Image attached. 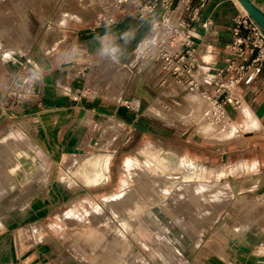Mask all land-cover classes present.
I'll return each mask as SVG.
<instances>
[{
	"label": "rangeland",
	"instance_id": "obj_1",
	"mask_svg": "<svg viewBox=\"0 0 264 264\" xmlns=\"http://www.w3.org/2000/svg\"><path fill=\"white\" fill-rule=\"evenodd\" d=\"M114 1L0 0V264H253L247 251L245 258L232 248L249 242L237 230V215L248 223L253 211L264 213V192H244L251 189L245 182L249 120L236 125L217 117L220 110L204 94L185 91L176 100L155 96L148 87L152 79L143 71L131 75L136 85L128 84L123 97H117L129 74L125 68L116 72L118 63L97 57L87 41L95 36L87 34L91 27L114 11L109 9ZM79 33L81 42L75 39ZM58 47L62 59L75 66L67 74H51L45 67V88L63 97H93L103 94V83L109 81L114 94L106 98L128 109L136 107L132 95L147 99L124 140L125 134L115 139L123 126L105 118L83 137L89 152L68 149L74 157L70 163L52 160L43 151L35 134L42 113L30 105L42 97L38 88L45 72L39 59L54 55ZM199 53L206 56L208 50ZM145 54L153 61V54ZM79 59L87 67L82 79ZM70 78L76 86L69 90ZM80 82L86 87L78 92ZM205 104L203 117L213 110L224 125L200 119ZM191 134L209 145L226 146V171L217 172L213 164L207 176L198 177L203 182L186 181L185 167L197 169L184 159ZM238 143L241 151L233 152ZM112 155L124 170L112 171L115 181L101 186L97 183L107 179ZM15 161L19 164L11 170Z\"/></svg>",
	"mask_w": 264,
	"mask_h": 264
},
{
	"label": "crops",
	"instance_id": "obj_2",
	"mask_svg": "<svg viewBox=\"0 0 264 264\" xmlns=\"http://www.w3.org/2000/svg\"><path fill=\"white\" fill-rule=\"evenodd\" d=\"M130 1L131 0L127 3L118 5L115 1L114 3H111L109 9L114 11L108 13L107 17L102 19V22L95 23V26L90 29L92 32L87 33L95 35L87 41L89 43V48L94 49L97 57L102 56L100 53L102 39L109 45L114 44L119 48L118 60L116 61L119 69L115 71L120 73L124 71L123 68H125V72L129 75L120 86L118 85L122 90L117 97L121 96L120 99L123 97L128 84H131V88L134 84L136 85V82L131 81L134 80L131 79V75L143 71L147 77L152 79L150 82L151 85L149 84L148 87L151 88L153 95L164 97L167 100H176L178 94L185 91L188 93L204 94L208 96V99L211 100L213 106V99L215 97L214 85L217 79L220 77L222 78V76L218 75L214 69L223 65V59L229 51L228 44L231 40L233 18L239 12L243 11L239 7L237 0H207L205 5L195 13L193 21L194 29L190 32V41L197 47V53L199 56H202L204 59H199V68L193 74V78L199 83L197 87L193 89H190L187 86V77L176 79L171 76L164 70L161 60L156 59L155 56L152 57L153 61L147 59L148 57L145 52L155 55V46L149 47V45V49H143L141 53L137 52L136 47L140 40L143 38H150L154 35L155 31L151 29L149 24L141 23L136 19L135 7ZM253 1L264 10V0ZM185 2L186 0H181L177 8L169 15V23H172L179 18ZM196 3L197 1L192 2L193 5H196ZM116 11L120 13H116ZM192 13L193 10L191 9L183 12L182 16L184 15V17L188 19ZM81 37L82 36L79 33L75 36V39H77L78 42H81ZM59 48L60 47H58L57 52L54 55L44 56L43 60L39 59L40 68L42 69V72H45L38 88V91L42 93V97L36 100L32 99L30 105L34 106L32 110H38L42 113L40 117L41 126L35 131V134L38 141L42 143V146L45 149L43 151L52 160L59 161L66 159V162L70 163L74 157L70 156L72 153L69 152L68 149L75 148L79 151V154L89 152L84 144L83 137L88 134L90 128H93L105 118H112L123 126L122 128L124 129L120 130V135L115 139L119 138L121 135L124 136L125 134L122 139L124 140L129 134L128 130L125 129L130 127L129 130H131V127L135 125V122L139 120V117L141 116L139 113V107L142 100L147 101V99L132 95L131 101H133V104L136 107L128 109L123 103L114 102L113 100L106 98V96L109 95L111 97V95L114 94L112 93L113 89L111 90L110 88L109 81L103 83L104 93H96L93 97H87L84 95H81L80 97H63L62 95H58L55 89L45 88L44 80L48 77V75H45L48 73V71H45V67H48L51 74L57 73L58 71L67 74L69 68H74L75 66L73 63L69 65V58L62 59L63 52L59 51ZM202 50H208L206 56L199 53ZM77 62V64H79L77 76L79 79H82L83 73L87 67L82 66L83 63L81 64L84 60L79 59ZM36 64L37 63L33 64L32 67L38 70ZM109 73H111L110 70L105 71V74ZM84 84H86L85 81ZM68 86H70L69 90L72 89V86H76L75 79L70 78L68 80ZM85 87L86 86H82V83L80 82L77 91L80 92ZM109 90L111 93H109ZM233 97L238 99V104H225L222 106L223 116L220 115L217 117L227 118L229 123L234 122L235 124L236 121H239L240 124H242L249 120L250 125L248 127L249 131L247 132L248 171L245 174V177H247L245 182L251 189H247L244 192H249L250 194L255 192L263 193L264 67L252 83L248 85H238V87L233 90ZM152 98L154 99L155 97ZM205 106L206 104L199 112L200 119L202 120H206L205 118H202V112L206 111ZM226 106L227 108H225ZM159 113L160 111L153 108V114L157 115ZM211 114L212 116H215L213 110ZM158 116L160 117V115ZM68 122L70 124L66 131H64L65 123ZM70 131L72 132L71 137L69 136ZM60 132L62 135H60ZM157 135H161V131L158 130ZM197 138L198 137H194V135L191 134L186 140L187 145H185L183 149L185 161L197 166L195 171H190L187 167L184 169L186 181L190 182H203V179L201 178L198 180V177H203V175L207 176L209 171L214 167L219 173L222 172V168L224 171L227 170V168L224 167V155L227 150V148H225L226 146L224 144L209 145L199 141ZM232 151L240 152V143L233 144ZM114 160L115 158L112 155L107 164V179L103 181L104 183L98 182L97 184L102 183L101 186H106L111 182L113 183L115 180L112 171L115 169L119 170V173L122 174V171L124 170L123 163L121 162L120 165H115ZM235 161L236 160L234 159L232 163H235ZM213 164L215 165L214 167H212ZM198 166H200V168ZM237 178L239 179L240 175L237 176ZM239 194L240 193L236 192L235 197ZM250 194L248 195L250 196ZM233 201L232 206L235 205L236 199L234 198ZM224 213L225 210L222 211L223 215ZM237 216V218H239L237 230L243 236L248 235L249 242L245 243L246 241H243L244 243H242V241H239V243H233L232 248L234 253L239 254V256L244 255L246 258L244 251H247V256L250 257V260L252 259L251 263L258 264V262H264V213L257 210L253 211L248 217V223H244L241 220L242 214Z\"/></svg>",
	"mask_w": 264,
	"mask_h": 264
},
{
	"label": "built area",
	"instance_id": "obj_3",
	"mask_svg": "<svg viewBox=\"0 0 264 264\" xmlns=\"http://www.w3.org/2000/svg\"><path fill=\"white\" fill-rule=\"evenodd\" d=\"M180 1H130L135 7L136 19L141 23L149 24L155 31L150 38L140 40L136 50L141 53L143 49L155 46L154 56L161 60L164 70L178 79L187 77L186 84L190 89H193L199 84L193 78V74L199 68V59L203 60L204 58L199 56L197 47L190 41V32L194 29L193 21L196 11L201 9L207 0H186V5L176 22H167L169 15ZM193 1H197L196 5L192 4ZM115 2L118 5L127 3L129 0H116ZM191 9L193 13L188 19L182 16L183 12ZM160 28L163 29V32L158 35ZM169 44H174V47L171 48ZM228 49V54L223 59V65L214 69L222 78L220 77L215 82L213 104L220 110L219 113L222 116V106L238 104V99L233 97V90L238 85L252 83L264 67V30L247 12L241 11L234 16Z\"/></svg>",
	"mask_w": 264,
	"mask_h": 264
},
{
	"label": "water",
	"instance_id": "obj_4",
	"mask_svg": "<svg viewBox=\"0 0 264 264\" xmlns=\"http://www.w3.org/2000/svg\"><path fill=\"white\" fill-rule=\"evenodd\" d=\"M244 7L247 13L258 23V25L264 30V10L258 6L253 0H238ZM258 264H264V262H258Z\"/></svg>",
	"mask_w": 264,
	"mask_h": 264
},
{
	"label": "bare ground",
	"instance_id": "obj_5",
	"mask_svg": "<svg viewBox=\"0 0 264 264\" xmlns=\"http://www.w3.org/2000/svg\"><path fill=\"white\" fill-rule=\"evenodd\" d=\"M179 3H180V2H179ZM179 3H178V4H179ZM237 3H238V5H239V7H240L244 12H247V11L244 9V7L240 4V2H239L238 0H237ZM177 6H178V5H177ZM176 8H177V7H176ZM176 8H175V9H176ZM16 49H17V48H16ZM3 51H5V50H3ZM9 51H10V50H9ZM203 101H204V100H203ZM207 105H208V104H206V106H207ZM156 110H157V109H156ZM219 112H220V111H219ZM205 114L207 115V112L204 113V114H202V115L204 116ZM214 114H215V113H214ZM157 115L162 116V115H161V112H160L159 114H157ZM202 115H201V116H202ZM211 115H212V114H211ZM199 116H200V115H199ZM203 116H202V118H205V119H206L205 121H207L209 124L212 123V124L221 125V123H222V125H224L223 122H220L219 119H216L214 116H207V117H206V116L203 117ZM215 116H216V115H215ZM217 116H220V114L217 115ZM221 116H222V115H221ZM196 117H197V116H196ZM249 118H250V117H249ZM196 119H197V118H196ZM199 121H200V119H199ZM198 124H199V123H198ZM199 126H201V125H199ZM225 127H226V125H225ZM234 128H235V127H234ZM226 129L228 130V128H226ZM231 130H232V129H231ZM231 130H228V131H231ZM232 132H233V131H232ZM9 133H10V131H9ZM6 140H7V138H6ZM21 145H22V144H21ZM25 145H26V144H25ZM0 149H1V148H0ZM0 151H1V150H0ZM2 151H4V150H2ZM4 153H5V152H4ZM0 154H1V153H0ZM10 154H11V153H10ZM11 155H12V154H11ZM0 156H1V155H0ZM3 157H4V155H3ZM12 158H13V156H12ZM70 158H72V157H70ZM70 158H69V159H70ZM69 159H68V160H69ZM18 160H19V159H18ZM69 161H70V160H69ZM71 161H72V160H71ZM71 161H70V162H71ZM18 164H19V161H15V162L13 163V165L11 164V170H12L13 168H15ZM4 166H5V165H4ZM6 166H7V165H6ZM6 166H5V167H6ZM8 166H9V165H8ZM3 168H4V167H3ZM93 175H94V174H93ZM101 175H102V174H101ZM6 176H7V175H6ZM7 177H8V176H7ZM102 178H103V177H102ZM105 178H106V177H105ZM227 181H228V180H227ZM135 188L137 189V187H135ZM259 199H260V198H259ZM259 199H258V200H259ZM253 201H254V200H253ZM255 202H256V201H255ZM247 204H249V202H248ZM245 205H246V204H245ZM246 206H247V205H246ZM263 206H264V203H263ZM243 208H245V207H243ZM263 208H264V207H263ZM246 210H247V209H246ZM263 210H264V209H263ZM250 212H251V211H250ZM243 218H244V217H243ZM261 218H262V217H261ZM261 218H260V220H261ZM245 219H246V218H245ZM255 219H256V218H255ZM253 221H254V220H253ZM261 221H262V220H261ZM247 222H248V221H247ZM258 223H259V222H258ZM260 223H261V222H260ZM1 226H2V225H1ZM212 238H213V237H212ZM211 241H212V240H211ZM211 241H210V242H211ZM211 243H214V241L211 242ZM221 251H222V250H221ZM200 263H202V262H200ZM200 263H199V264H200ZM226 263H227V262H226Z\"/></svg>",
	"mask_w": 264,
	"mask_h": 264
},
{
	"label": "clouds",
	"instance_id": "obj_6",
	"mask_svg": "<svg viewBox=\"0 0 264 264\" xmlns=\"http://www.w3.org/2000/svg\"><path fill=\"white\" fill-rule=\"evenodd\" d=\"M101 55L107 56L108 58L112 59L113 61L118 60V53L119 48L116 45H109L103 39L101 40V48H100Z\"/></svg>",
	"mask_w": 264,
	"mask_h": 264
}]
</instances>
